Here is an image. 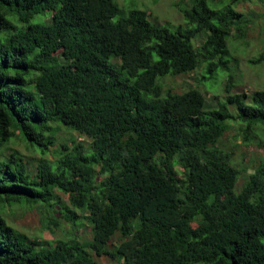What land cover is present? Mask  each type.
Instances as JSON below:
<instances>
[{
    "label": "trees",
    "instance_id": "obj_1",
    "mask_svg": "<svg viewBox=\"0 0 264 264\" xmlns=\"http://www.w3.org/2000/svg\"><path fill=\"white\" fill-rule=\"evenodd\" d=\"M239 1L177 3L170 28L114 0H0V264H264V156L238 168L219 147L234 118L256 137L264 89L232 94L230 77L205 108L161 83L229 69ZM15 138L39 151L31 165ZM37 204L47 227L85 221L90 238L33 241L2 213Z\"/></svg>",
    "mask_w": 264,
    "mask_h": 264
},
{
    "label": "rangeland",
    "instance_id": "obj_2",
    "mask_svg": "<svg viewBox=\"0 0 264 264\" xmlns=\"http://www.w3.org/2000/svg\"><path fill=\"white\" fill-rule=\"evenodd\" d=\"M124 11L136 8L145 10L148 13L149 20L164 26L172 28L176 25H184L185 21L175 4H186L190 0H114ZM214 2H228L229 0H211ZM234 8L243 13L246 17L244 23V34L241 36L237 32L228 40V48L231 59L228 62L229 69L225 71L217 70L214 75L206 73L205 66L200 65L191 72L177 76H164L161 83L164 89H170L174 92H182L188 88H197L205 96V108L217 107L220 101L226 98L225 86L231 77L232 86L230 92L232 94H251L256 90L264 89V59L257 63L250 61L257 58L264 52V0H241L234 5ZM51 15L50 11H46L43 19L48 20ZM39 15L35 16L32 21H36ZM194 45L197 46L201 39L196 37ZM214 76V77H213ZM235 115L233 106L229 107ZM229 127L219 140V147L231 152V164L244 165L250 162L257 164L261 157L264 156V126H256L254 133L256 137H252L248 143L243 142V124L236 118L228 121ZM74 136L75 132H71ZM251 135V134H250ZM252 136V135H251ZM81 138V137H80ZM79 138V139H80ZM261 139L263 141H261ZM60 141V139H59ZM9 147L18 150L31 165L32 161L39 158L40 153L33 148H27L25 143L15 138L8 144ZM56 145L50 147L49 153L45 157L51 158L52 150ZM240 168L239 166H237ZM181 168H177L180 175ZM239 180L235 185V190H239L243 177L241 173ZM68 196L64 195V199ZM3 215L7 222L25 233L29 239L33 241L54 240L57 238H65L68 231L69 235L80 236L89 239L90 227L84 221L83 225L70 229L67 223L59 222L58 225L49 223L46 226L45 218L48 212L37 204L34 206L12 205L6 206ZM57 216L58 214H53ZM118 237L110 242L109 246H114ZM95 258L101 264H114L108 256L102 255Z\"/></svg>",
    "mask_w": 264,
    "mask_h": 264
}]
</instances>
